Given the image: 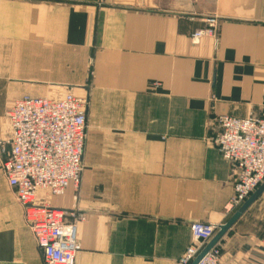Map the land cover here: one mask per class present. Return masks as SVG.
<instances>
[{
    "label": "crops",
    "instance_id": "obj_1",
    "mask_svg": "<svg viewBox=\"0 0 264 264\" xmlns=\"http://www.w3.org/2000/svg\"><path fill=\"white\" fill-rule=\"evenodd\" d=\"M208 17L217 36L192 41ZM86 98L75 264H177L193 223H226L231 164L215 118H264V0H0V264H45L3 175L26 95ZM264 193L225 235L223 264H264Z\"/></svg>",
    "mask_w": 264,
    "mask_h": 264
},
{
    "label": "built area",
    "instance_id": "obj_2",
    "mask_svg": "<svg viewBox=\"0 0 264 264\" xmlns=\"http://www.w3.org/2000/svg\"><path fill=\"white\" fill-rule=\"evenodd\" d=\"M219 24V18L208 17L206 26L194 31L192 41L217 36ZM88 107L86 98L70 92L59 99L26 95L7 112L11 133L2 144L10 148L1 170L25 207L45 264H75L82 249L77 227L87 214L41 203L38 195L61 196L71 187L79 190ZM215 123L218 132L209 140L232 167L234 196L226 210L233 214L264 182V118L254 114L245 118L218 115ZM217 231L218 225L193 223L192 243L177 264H191ZM199 264H223L220 245Z\"/></svg>",
    "mask_w": 264,
    "mask_h": 264
},
{
    "label": "water",
    "instance_id": "obj_3",
    "mask_svg": "<svg viewBox=\"0 0 264 264\" xmlns=\"http://www.w3.org/2000/svg\"><path fill=\"white\" fill-rule=\"evenodd\" d=\"M264 182L251 194V196L233 213L229 220L221 225H218V231L214 237L208 242L204 249L199 253L191 264H199L208 253L218 246L225 235L236 225L243 215L251 208V206L263 195Z\"/></svg>",
    "mask_w": 264,
    "mask_h": 264
}]
</instances>
